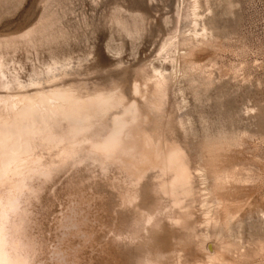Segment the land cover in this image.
Wrapping results in <instances>:
<instances>
[{"label": "rangeland", "instance_id": "1", "mask_svg": "<svg viewBox=\"0 0 264 264\" xmlns=\"http://www.w3.org/2000/svg\"><path fill=\"white\" fill-rule=\"evenodd\" d=\"M0 42V72L22 84L55 61L64 83H117L128 98L167 79L158 107L141 105L146 128L172 138L191 173L186 219L159 212L132 242L110 187L119 170L57 173L28 204L36 264H142L148 249L163 264H264V0H0Z\"/></svg>", "mask_w": 264, "mask_h": 264}, {"label": "bare ground", "instance_id": "2", "mask_svg": "<svg viewBox=\"0 0 264 264\" xmlns=\"http://www.w3.org/2000/svg\"><path fill=\"white\" fill-rule=\"evenodd\" d=\"M58 64L46 66L43 78L27 84L0 72V264H36L26 233L28 204L40 184L67 169L97 164L104 176L110 168L123 174L124 184L110 187L119 208L131 217V233L125 237L131 242L149 236L159 212H166V218L180 212L176 224L186 219L184 203L193 194L186 155L165 133L146 128L148 118L141 108L142 104L158 107L159 99L167 95V79L150 76L143 87L132 85L128 98L117 83L92 88L66 84L62 79L67 64L59 68ZM30 87L33 91H28ZM148 174L153 184L147 188L141 183ZM142 264H163V257L148 249Z\"/></svg>", "mask_w": 264, "mask_h": 264}]
</instances>
